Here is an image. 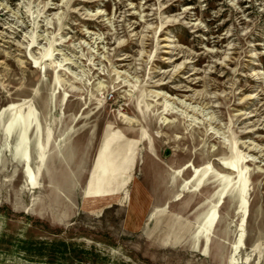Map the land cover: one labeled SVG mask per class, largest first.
Listing matches in <instances>:
<instances>
[{
  "label": "rangeland",
  "instance_id": "obj_1",
  "mask_svg": "<svg viewBox=\"0 0 264 264\" xmlns=\"http://www.w3.org/2000/svg\"><path fill=\"white\" fill-rule=\"evenodd\" d=\"M0 264H264V0H0Z\"/></svg>",
  "mask_w": 264,
  "mask_h": 264
},
{
  "label": "bare ground",
  "instance_id": "obj_2",
  "mask_svg": "<svg viewBox=\"0 0 264 264\" xmlns=\"http://www.w3.org/2000/svg\"><path fill=\"white\" fill-rule=\"evenodd\" d=\"M28 117H30V115H28ZM28 125H29V123L27 122L25 116L23 114H21L17 110L15 113L11 114V117L7 121V124H6V127H5L6 130L9 131V132L10 131L11 132L12 131H16L17 132V151H18V156L20 157V159L23 162H26L27 161V159L24 158V157H25V154H26V151H25L26 150L25 147H26V144H27L26 131L28 129ZM49 135H50V133H49ZM46 140H48V139H46ZM118 142H119L118 141V135L115 132L110 133L109 136H108V134H106V136L103 138V141L101 143V148H102L101 153H103V156L101 158L104 159V161H107L110 158L112 159L114 156H116V153H117L116 150H117ZM39 147L41 148V146H39ZM42 150H40V151H42ZM43 155H44V153L42 154V152L39 154V157L37 155V157L39 159V162L42 161ZM107 165L109 166V164H107ZM113 165H114V163H113ZM110 166H112V164ZM233 168H234L233 165L227 164L226 167H225V170L234 173V169ZM199 173H200L199 170H193V174H194L193 176L199 177L200 174H201V173L200 174ZM28 175H29V180H31V181L33 180V182H35L34 181L35 180L34 179V176L30 172H28ZM225 183H226L227 186L230 184L229 183V180L225 181ZM205 223H207L208 225H210L211 224V221L210 220H208V221L206 220Z\"/></svg>",
  "mask_w": 264,
  "mask_h": 264
},
{
  "label": "crops",
  "instance_id": "obj_3",
  "mask_svg": "<svg viewBox=\"0 0 264 264\" xmlns=\"http://www.w3.org/2000/svg\"><path fill=\"white\" fill-rule=\"evenodd\" d=\"M133 160H134V157H133ZM133 160H132V162H131V164L128 166V169L126 170V172H124L125 173V176H126V178L124 177V179H122L121 181H119V184L121 185V186H123V185H125L127 182H128V179L130 178V171H131V167H132V163H133ZM94 164V163H93ZM94 167H95V170H94V172L92 173V175H91V178L93 179V182L95 183V185H94V187L93 188H91V190H88L87 192H86V196L87 195H99V194H101V192H99V187H101V186H99L100 185V182H99V177H100V168L99 167H96V165L94 164ZM119 173H120V175L122 174V175H124V173H122V167L121 168H119ZM106 173V172H105ZM89 188V187H88ZM119 189H121V187H119Z\"/></svg>",
  "mask_w": 264,
  "mask_h": 264
}]
</instances>
